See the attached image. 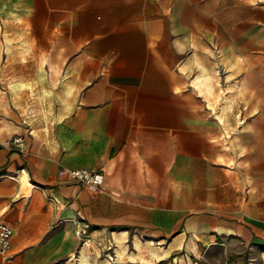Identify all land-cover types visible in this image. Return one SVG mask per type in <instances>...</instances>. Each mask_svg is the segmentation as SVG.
<instances>
[{
  "label": "crops",
  "instance_id": "crops-1",
  "mask_svg": "<svg viewBox=\"0 0 264 264\" xmlns=\"http://www.w3.org/2000/svg\"><path fill=\"white\" fill-rule=\"evenodd\" d=\"M148 1L0 0V33L8 13L18 24L12 33L38 35L11 63L0 50V82L12 80L14 100L31 98L15 106L11 126L0 119V183H18L7 206L0 186V223L14 231L10 259L0 255V264H58L70 254L98 264L86 247L74 253L84 228L120 232L125 253L120 241L131 231L156 232L159 242L141 241L162 264L173 254L174 264H264V221L182 213L197 209L196 198L181 201L173 186L197 178L210 154L212 120L197 98L210 110L211 73L201 58L181 67L191 74L195 63L189 86L197 97L170 79L155 55L164 44H150L142 20ZM11 136L25 138V151L6 144ZM78 170L101 174V186L76 180ZM35 191L56 197L58 209L23 201Z\"/></svg>",
  "mask_w": 264,
  "mask_h": 264
},
{
  "label": "rangeland",
  "instance_id": "rangeland-1",
  "mask_svg": "<svg viewBox=\"0 0 264 264\" xmlns=\"http://www.w3.org/2000/svg\"><path fill=\"white\" fill-rule=\"evenodd\" d=\"M142 20L144 23L147 21L150 44H164L155 55L166 59L165 69L170 79L178 82L180 88L188 89L197 97L189 86V81L198 70L195 63L192 65L193 73H179L181 67L192 58H201L210 73L219 74L224 89L234 84L240 86L232 91L235 107L231 115V135L226 133L216 114L207 109L204 99L197 98L200 108L212 120L210 154L200 165L197 178L185 177L173 186L177 191L175 196L181 201L194 204L193 198H196L197 209L182 213L248 216L264 221V0H149ZM16 21L6 13V32L0 33V50L5 48L9 63L20 55L17 46L21 41L35 43L38 36L34 33H12L11 30L18 26H15ZM8 46L14 51L11 54ZM11 71V66L5 67L6 79L11 77ZM207 82L209 92L214 91L211 77ZM11 83L12 80L0 82L1 90L6 93L0 96V119H4L10 126L15 106H27L31 99L22 96L14 100ZM39 101L41 99L37 100L38 103ZM50 102L49 99L48 104ZM224 102V94H220L216 105L217 113ZM15 137L11 136L6 144L14 147L12 142ZM0 186L10 193L5 204L7 206L9 199L12 200L15 196L18 183H0ZM192 189L197 190L195 195L189 193ZM23 201H32L38 205L51 204L49 194L39 191L26 196ZM1 223L9 224L5 220ZM84 229L85 233L81 237L77 236L79 242L74 253L78 256L82 248L86 247L92 259L98 260V264H162L151 258L148 248L139 255L134 243L136 238L143 242L157 243L160 238L156 232L131 231L128 242L125 239L120 241L128 246L125 253V247L120 248L116 240V237H120V232L107 231L101 235L93 233L89 228ZM117 249L123 253L120 258ZM175 257L176 254H173L167 262L174 264ZM58 264L79 262L70 254Z\"/></svg>",
  "mask_w": 264,
  "mask_h": 264
},
{
  "label": "bare ground",
  "instance_id": "bare-ground-1",
  "mask_svg": "<svg viewBox=\"0 0 264 264\" xmlns=\"http://www.w3.org/2000/svg\"><path fill=\"white\" fill-rule=\"evenodd\" d=\"M16 38V37H15ZM22 43L20 45H18V51L19 54H21L23 57L29 53V49L26 46V43L24 41H21ZM11 45V44H10ZM16 46V45H15ZM9 47V46H8ZM16 50V51H17ZM12 48L9 47L8 48V52L9 54L12 53ZM14 52V51H13ZM20 55V56H21ZM27 56V55H26ZM195 57V56H194ZM193 59V58H192ZM191 64V63H190ZM186 65V64H185ZM186 67V66H185ZM203 71V70H202ZM182 72V71H181ZM186 72V71H185ZM184 72V73H185ZM212 72V71H211ZM217 72V71H216ZM198 73V72H197ZM204 74V72H202ZM206 78L208 79L209 77H211L212 81L214 82V87L215 89H217L216 91H211L208 93V95L206 96V100L208 103V108L210 109V111L214 112V114H216L218 120L225 126L226 130H227V134L231 135V131L233 130V125L231 124V115L232 112L234 110L235 107V97H234V93L232 91H234L235 89H239V84H234L232 86H229L228 88L224 89L221 83V78L219 76V74H215V73H211V74H207L205 72ZM24 77V76H23ZM13 78V77H12ZM196 79V78H195ZM4 83V82H3ZM26 84V83H25ZM25 84H21V87L25 88ZM70 85V84H69ZM20 86V85H19ZM11 88H13L11 86ZM16 88V87H15ZM23 88V89H24ZM28 88V87H27ZM67 88V87H66ZM70 88V87H68ZM17 90V89H16ZM12 91V90H11ZM72 91V90H71ZM70 92V91H69ZM228 93H231L229 96H227ZM69 94V93H68ZM220 94H224V104L221 107V110L219 113L216 112V105L219 102L220 99ZM63 95V94H62ZM72 95V94H71ZM74 95V94H73ZM60 96V95H59ZM58 96V97H59ZM67 96V95H66ZM70 96V95H69ZM72 99V98H71ZM204 99V98H203ZM65 100V99H64ZM33 101V100H32ZM62 102V100H60ZM34 102V101H33ZM71 102V101H70ZM68 107V106H67ZM62 108V107H61ZM41 115V114H40ZM239 122V121H238ZM25 174V173H24ZM21 175V174H20ZM29 179V178H28ZM21 181V179H20ZM23 183V182H22ZM24 184V183H23ZM25 186V185H24ZM32 189V188H31ZM25 190V189H24ZM22 192V191H21ZM25 192V191H24ZM6 209V208H5ZM5 211H0V218L1 216H3ZM127 232H124V237L127 238ZM121 239V237H120ZM127 240V239H126ZM119 243V242H118ZM135 246L137 248V251L139 252V255L143 254V251L145 249V245L140 241L139 238H136L135 241ZM166 246V245H165ZM121 247V245H120ZM119 250V249H118ZM134 255V253H132ZM164 254V253H162ZM161 254V255H162ZM123 253L119 252L118 256L119 258L122 257ZM164 256V255H163ZM89 257V256H88ZM92 262V259L90 260ZM81 262V260H80ZM183 262V261H182ZM82 264H91L89 261L85 260L84 258L82 259ZM93 264V263H92ZM95 264V263H94Z\"/></svg>",
  "mask_w": 264,
  "mask_h": 264
},
{
  "label": "built area",
  "instance_id": "built-area-1",
  "mask_svg": "<svg viewBox=\"0 0 264 264\" xmlns=\"http://www.w3.org/2000/svg\"><path fill=\"white\" fill-rule=\"evenodd\" d=\"M12 145L21 150L25 151L26 148V141L23 136H16L13 139ZM74 178L84 185L90 187H99L102 184V176L99 173H92L86 170H78L74 173ZM51 202L53 203L54 207L58 209L59 207V200L56 197L50 196ZM85 233V229H79L76 231V235L81 237L82 234ZM14 236V231L11 225L7 223H0V255L6 259H10V250L12 245V238Z\"/></svg>",
  "mask_w": 264,
  "mask_h": 264
}]
</instances>
